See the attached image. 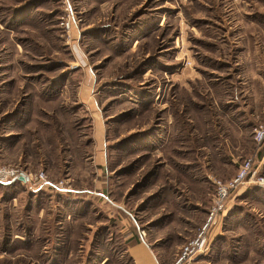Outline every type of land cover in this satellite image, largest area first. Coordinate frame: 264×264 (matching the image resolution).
Returning a JSON list of instances; mask_svg holds the SVG:
<instances>
[{"label": "rangeland", "instance_id": "rangeland-1", "mask_svg": "<svg viewBox=\"0 0 264 264\" xmlns=\"http://www.w3.org/2000/svg\"><path fill=\"white\" fill-rule=\"evenodd\" d=\"M262 79L264 0H0V167L32 178L0 184V264H129V234L175 264ZM248 191L189 264H264Z\"/></svg>", "mask_w": 264, "mask_h": 264}, {"label": "crops", "instance_id": "crops-1", "mask_svg": "<svg viewBox=\"0 0 264 264\" xmlns=\"http://www.w3.org/2000/svg\"><path fill=\"white\" fill-rule=\"evenodd\" d=\"M255 82L260 81L255 80ZM262 83L264 84V79H262ZM261 86L263 85L261 84L260 87ZM259 92L262 93V89H259ZM254 102H257L256 99L254 100ZM262 104L263 106H260L258 112L256 113H252L250 111L251 109L247 103H243L239 108H235V110L233 111L230 109L226 110L225 120L228 124L229 132L230 135L233 136V139H231L232 142L230 140V142L228 143H225V141H220L221 148L223 149L222 152L220 151L219 158H217L218 164H220V166H233L237 168V159H240L242 157L246 158L248 156H255V171L257 173H260L261 170L264 171V145H262L261 148L257 149L253 141H248L246 136L247 133L252 135L251 129L253 128V124L255 123V121L259 122L264 118V100ZM244 158H242V160ZM231 176V173H228L227 175H225L224 179L230 178ZM254 188H257V186L247 184L239 189L225 204L222 216L224 217V215L226 214L225 212L228 211L231 203H233V200L237 199V197H240L241 195L248 193V190L251 191ZM85 202L82 203L84 204ZM80 210L85 211V208L82 207ZM88 212L89 208L86 209V213ZM217 229L218 226L213 229V231L211 232V237L213 234H215ZM126 240L129 241L125 245L122 256H125L128 259L129 264H164L163 262H161L160 257H158V255L153 252V250H151L149 244L145 241V238L139 236V234L135 236L129 234Z\"/></svg>", "mask_w": 264, "mask_h": 264}, {"label": "built area", "instance_id": "built-area-1", "mask_svg": "<svg viewBox=\"0 0 264 264\" xmlns=\"http://www.w3.org/2000/svg\"><path fill=\"white\" fill-rule=\"evenodd\" d=\"M62 26L64 29H70L68 21L64 22ZM252 140L257 149L263 145L264 118L253 128ZM254 162L255 156H248L238 165L237 173L232 178L228 180H214V194L205 221L197 235L182 247L175 264H189L196 256L205 255L208 252L211 232L215 227L219 226L225 204L232 194L247 184L264 187V177L259 176L255 171ZM20 176H23L26 179V183L32 181L31 175H24V173L15 168L0 167V184L13 181ZM45 178V175L40 173V175L35 176L34 180L36 182H44Z\"/></svg>", "mask_w": 264, "mask_h": 264}, {"label": "trees", "instance_id": "trees-1", "mask_svg": "<svg viewBox=\"0 0 264 264\" xmlns=\"http://www.w3.org/2000/svg\"><path fill=\"white\" fill-rule=\"evenodd\" d=\"M237 173V168H236V170H235V172H234V174L232 175V176H234L235 174ZM231 176V177H232ZM230 177V178H231ZM230 178H227V179H223V180H228V179H230ZM252 191V193L250 194H247V197H250V198H262L263 197V199L261 200V201H263L264 200V195H262V197H260V195L262 194V193H264L261 189H259V188H254V189H252L251 190ZM253 192H255V193H253ZM214 194V193H213ZM212 194V195H213ZM264 209V208H263Z\"/></svg>", "mask_w": 264, "mask_h": 264}, {"label": "water", "instance_id": "water-1", "mask_svg": "<svg viewBox=\"0 0 264 264\" xmlns=\"http://www.w3.org/2000/svg\"><path fill=\"white\" fill-rule=\"evenodd\" d=\"M18 180L24 182L25 178L23 176H20V177H18Z\"/></svg>", "mask_w": 264, "mask_h": 264}, {"label": "bare ground", "instance_id": "bare-ground-1", "mask_svg": "<svg viewBox=\"0 0 264 264\" xmlns=\"http://www.w3.org/2000/svg\"><path fill=\"white\" fill-rule=\"evenodd\" d=\"M25 181H26V179H25Z\"/></svg>", "mask_w": 264, "mask_h": 264}]
</instances>
